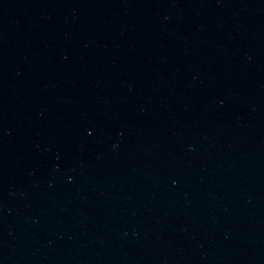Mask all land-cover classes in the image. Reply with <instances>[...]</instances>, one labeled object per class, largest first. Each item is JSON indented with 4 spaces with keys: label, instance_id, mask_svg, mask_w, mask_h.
<instances>
[{
    "label": "water",
    "instance_id": "95a60500",
    "mask_svg": "<svg viewBox=\"0 0 264 264\" xmlns=\"http://www.w3.org/2000/svg\"><path fill=\"white\" fill-rule=\"evenodd\" d=\"M0 264H264V0H0Z\"/></svg>",
    "mask_w": 264,
    "mask_h": 264
}]
</instances>
